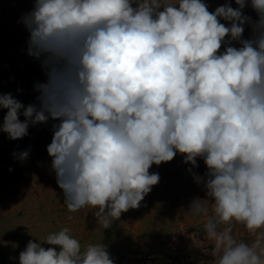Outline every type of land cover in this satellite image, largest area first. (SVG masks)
<instances>
[{
	"label": "clouds",
	"instance_id": "obj_1",
	"mask_svg": "<svg viewBox=\"0 0 264 264\" xmlns=\"http://www.w3.org/2000/svg\"><path fill=\"white\" fill-rule=\"evenodd\" d=\"M235 4L34 0L19 22L46 81L34 86L38 103L0 94V132L18 140L59 121L47 153L64 205L94 210L104 228L158 184L153 165L178 153L193 168L203 159L204 176L188 171L206 198H193L187 215L203 219L212 264H264V0ZM249 4L255 21L243 13ZM41 242L59 250L30 240L19 264H114L106 245L82 251L67 227Z\"/></svg>",
	"mask_w": 264,
	"mask_h": 264
},
{
	"label": "rangeland",
	"instance_id": "obj_2",
	"mask_svg": "<svg viewBox=\"0 0 264 264\" xmlns=\"http://www.w3.org/2000/svg\"><path fill=\"white\" fill-rule=\"evenodd\" d=\"M204 2L209 11L226 2L238 7L235 0ZM33 5L34 0H0V94L11 93L25 106L36 103L39 93L34 86L46 81L40 61L27 55L29 33L19 22ZM243 13H251L253 21L258 19L250 4ZM244 28L242 38L248 39L252 28L248 24ZM233 45L239 47L237 42ZM6 112L0 109V124ZM20 119L23 121L24 117ZM58 122L50 119L30 126L28 132L34 130L33 140L29 136L10 140L0 132V264H19V254L30 240L46 249L59 250L58 246L41 241L65 227L80 241L82 251L88 244L106 245L114 264H212V246L204 239L203 219L187 215L193 198H206L203 184L197 185L188 171L191 168L204 176L207 169L203 159L198 158V167L193 168L178 153L170 162L153 165L149 171L159 174L158 184L138 208L122 213L104 228L94 210L85 208L71 213L64 205L63 190L57 184L47 153L52 125ZM25 150H29V157L23 162L18 160L21 167L16 172L9 171L12 154ZM234 234L237 239H249L243 226H236Z\"/></svg>",
	"mask_w": 264,
	"mask_h": 264
},
{
	"label": "trees",
	"instance_id": "obj_3",
	"mask_svg": "<svg viewBox=\"0 0 264 264\" xmlns=\"http://www.w3.org/2000/svg\"><path fill=\"white\" fill-rule=\"evenodd\" d=\"M246 15L250 16L251 13H247ZM35 102L38 103L37 100ZM33 133H34V130L29 132V134L27 135V136H29V138L31 140H33V138L35 137V134H33ZM27 144H28V142H26V144H24V146H26ZM15 153H17V152H15ZM18 163H19L18 159L14 158V157H11V159H9V161H8V170L11 171V172H16L21 167V165H19Z\"/></svg>",
	"mask_w": 264,
	"mask_h": 264
}]
</instances>
